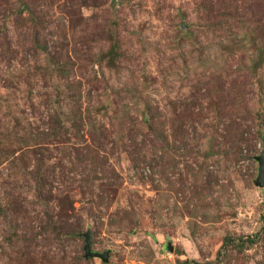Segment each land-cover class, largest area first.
<instances>
[{"label": "rangeland", "instance_id": "1", "mask_svg": "<svg viewBox=\"0 0 264 264\" xmlns=\"http://www.w3.org/2000/svg\"><path fill=\"white\" fill-rule=\"evenodd\" d=\"M16 1L0 0V150L16 157L32 143L19 137L51 118L63 132L41 150L54 169L44 196L35 154L0 160V264H264V187L254 185L264 62L248 70L252 50L219 22L237 8L264 24V0H30L35 28ZM114 43L125 53L116 69L99 59ZM146 101L158 131L143 121ZM76 105L96 140L73 126ZM71 164L80 189L63 202L60 171ZM87 229L107 262L84 257Z\"/></svg>", "mask_w": 264, "mask_h": 264}, {"label": "trees", "instance_id": "2", "mask_svg": "<svg viewBox=\"0 0 264 264\" xmlns=\"http://www.w3.org/2000/svg\"><path fill=\"white\" fill-rule=\"evenodd\" d=\"M30 4H31L30 0H17L14 3L16 7V15L18 14L21 15L23 10H27L28 17L33 23V28H35L36 27L35 25L38 22V16H36L37 13L31 9ZM221 20H223V22ZM221 20H219V22L225 23L226 26H224L223 28H225L226 32L229 33V37L231 41L233 42L236 41L237 42L236 46L241 48L242 52L247 53L248 48L252 50V54L254 56V59H253L254 63L251 66L249 65L247 69L255 70L258 67H260L261 64L264 62V33H262V27L264 28V24H260L258 20L257 21L255 20L253 21L254 23L251 25L249 22H251L252 20L245 19L244 14L238 11L237 8L234 9V11L223 10ZM34 37H35L34 38L35 47L38 48L41 52H45L46 54L50 53L49 49L46 47V44L45 43L42 44L36 34L34 35ZM114 44H115L114 46L108 49L107 55H103L104 53H101L100 58H99L100 60H102V57L108 56L107 66L112 69L113 68L116 69L118 67L116 63L121 61V59L125 57L124 52H120L119 50L117 51L118 44L117 43H114ZM55 64H56L55 67H56L58 76L60 78L68 79L69 78L68 71L70 70L71 66L68 64L67 60L61 59L57 63L55 62ZM71 86H74V84H72ZM71 89L73 90L74 87H71ZM71 96L73 97L74 95L71 94ZM145 106L146 107L144 111L143 121L146 124V127L148 129L158 131L160 129V127H158V123L160 121L158 120H160V118H159L157 107H154L148 101H146ZM73 110L77 112L76 120L81 121V122H77V121L73 122V126H75L76 131H79L82 126L88 125V128H87L88 135L91 136L92 139L94 138V140H96L95 139L96 138V127L93 124V120H90L88 111L86 110L85 112L86 124H84L83 122V125H81L84 115L81 112L79 105H76ZM50 121L55 122V126H53L49 122L48 127L40 128L36 132H28L27 134H25V136H22V138L19 137V140L22 142L29 141L32 143H28L25 147H21L22 151L16 157H14V155L12 154H8L9 152L3 153L0 150V160L4 158H9V156H12V159L19 158V160L22 162L27 156H29L28 154H23L24 151H26V153L31 152L35 154V157H34L35 164L30 174L33 175L34 177V182L36 185L35 187L36 195L42 194L43 196L49 193L51 188L53 187V184L48 180V176H50L51 173L52 174L54 173V169L51 170L50 168L46 167V162L43 160L45 157L44 158L41 157V150L43 149L44 145L52 143V141H54L55 138H57V136L63 132L61 131V129H63V126L60 123V120L51 118ZM89 123L91 124L89 125ZM97 125L100 130V133L102 134V130L105 128H103L102 124L96 123V126ZM28 145H31V146H28ZM85 149H90V146L87 145ZM73 165L74 164H71V166L67 167L66 169L61 168L62 170L60 171V184L65 185V183H68L67 186H60L63 189L67 190L65 194H61L58 196L60 197V200L65 198L63 202H67L69 195L70 196L72 195V193L70 192L72 188L80 189L79 185L74 183L75 182L74 181L75 171L73 170H75L76 167H74ZM87 180L90 182V186H92L93 178L90 177ZM57 222L60 223L59 220H53L52 217H50V221H48V225H51L52 229L55 228L57 232L60 233L61 227L59 226V224H57ZM55 223L57 224V226H55ZM62 234L65 236H71V235H74L75 233L73 231L63 230ZM226 240H230V239L226 238ZM244 243H245V240L241 239L239 243H237V245H243ZM181 264H210V263H201L198 261H183Z\"/></svg>", "mask_w": 264, "mask_h": 264}, {"label": "water", "instance_id": "3", "mask_svg": "<svg viewBox=\"0 0 264 264\" xmlns=\"http://www.w3.org/2000/svg\"><path fill=\"white\" fill-rule=\"evenodd\" d=\"M254 159L258 163L257 175L254 179V185L263 188L264 187V144L261 149V152L258 155H255ZM81 235L84 237V244H83L84 257H98L103 262H107L108 254L110 250L106 249L102 252L93 250L91 248V231L89 229L81 233Z\"/></svg>", "mask_w": 264, "mask_h": 264}]
</instances>
